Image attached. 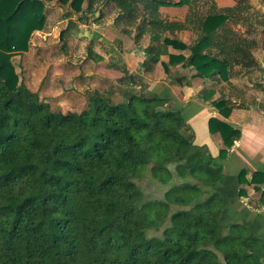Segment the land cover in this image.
Returning a JSON list of instances; mask_svg holds the SVG:
<instances>
[{
	"label": "trees",
	"instance_id": "trees-1",
	"mask_svg": "<svg viewBox=\"0 0 264 264\" xmlns=\"http://www.w3.org/2000/svg\"><path fill=\"white\" fill-rule=\"evenodd\" d=\"M49 1L0 0V264H264V240L221 220L224 166L194 142L170 98L138 90L113 102L98 92L87 109L61 112L21 80L13 57L46 27ZM86 1L95 0H59L75 12ZM97 1L116 3V27L137 44L149 35L144 67L166 55V73L182 64L192 76L225 78L234 66L258 65L254 41L226 29L252 25L240 2L197 14L196 0ZM186 4L185 21L161 16V6ZM189 27L187 43L177 34ZM214 104L230 115L224 100ZM210 127L220 130L224 158L241 132L214 117ZM145 178L169 187L148 197L137 183Z\"/></svg>",
	"mask_w": 264,
	"mask_h": 264
},
{
	"label": "rangeland",
	"instance_id": "rangeland-1",
	"mask_svg": "<svg viewBox=\"0 0 264 264\" xmlns=\"http://www.w3.org/2000/svg\"><path fill=\"white\" fill-rule=\"evenodd\" d=\"M238 2L242 13L249 17L252 25L248 27L229 23L226 29H230L235 38L253 40V53L257 49V55L259 56V52L263 55L264 0H196L192 2V11L206 14L212 5L224 8ZM92 3L89 8L86 1L83 11L75 12L69 4H61L59 0L49 1L45 7L46 27L32 34L28 51L13 57L21 80L31 90L37 91L40 98L53 109L61 112H81L87 109L90 98L98 92L113 102H121L125 100L127 91L145 89L142 85L146 80L144 75L140 84L139 75L135 76V81L132 80L134 75L127 64L131 70H137L138 64L131 62V54L137 50L144 55L149 35L145 34L137 44L134 32L124 34L116 27L115 18L119 8L114 1L105 9L96 6L97 0ZM173 7L175 8L170 11L177 16L185 17L186 10L189 14L188 4ZM99 10L104 11L100 20L97 18L101 15ZM157 65L158 72H161L158 77L163 78V66L161 63ZM144 70L142 73L147 76V70ZM137 183L148 197H162L169 187L150 178Z\"/></svg>",
	"mask_w": 264,
	"mask_h": 264
},
{
	"label": "crops",
	"instance_id": "crops-1",
	"mask_svg": "<svg viewBox=\"0 0 264 264\" xmlns=\"http://www.w3.org/2000/svg\"><path fill=\"white\" fill-rule=\"evenodd\" d=\"M174 8L161 6V16L170 21H185L187 10L185 17L177 16L170 11ZM177 35L187 43L195 38L192 27L180 30ZM170 51L178 52L173 48ZM257 53L256 49L254 55L258 62L257 67L241 71L239 66H234L225 78L192 76L193 71L182 64L171 67L170 72L166 73L162 64L163 60L168 59L166 55L159 62L144 67L142 62L145 56L137 50L130 57L131 62L138 64L137 70H131L128 64L127 68L134 75V79L135 76H140L139 84L144 75L146 80L142 85L145 89L139 91L159 92L160 95L170 98L171 104L183 113L191 127L194 142L207 146L216 161L223 164L226 178L217 188L224 200L221 216L223 223L245 224L250 233L264 240V54L259 52L258 56ZM158 63L163 66V78L158 77L161 76ZM144 69L147 70V76L142 73ZM179 76L184 77L178 80L176 77ZM211 90L215 93L207 100L205 97ZM219 100H224L227 106L232 107L228 117L221 114L219 107L214 104V101ZM213 117L231 123L241 132L224 158L221 157L220 150L226 148V145L220 130L210 131V119ZM240 173L245 174L244 182L239 185Z\"/></svg>",
	"mask_w": 264,
	"mask_h": 264
}]
</instances>
